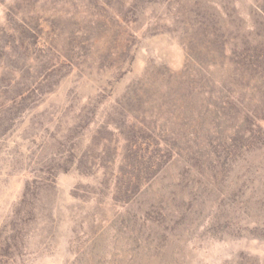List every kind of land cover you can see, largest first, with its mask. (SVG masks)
I'll use <instances>...</instances> for the list:
<instances>
[{"label": "rangeland", "instance_id": "374dc122", "mask_svg": "<svg viewBox=\"0 0 264 264\" xmlns=\"http://www.w3.org/2000/svg\"><path fill=\"white\" fill-rule=\"evenodd\" d=\"M263 59L264 0H0V264H264Z\"/></svg>", "mask_w": 264, "mask_h": 264}, {"label": "trees", "instance_id": "16d2710c", "mask_svg": "<svg viewBox=\"0 0 264 264\" xmlns=\"http://www.w3.org/2000/svg\"><path fill=\"white\" fill-rule=\"evenodd\" d=\"M258 60H259V57H258ZM258 63H262V64H258V63H254L255 65H253V67L252 68H254L256 65H259L260 66V71H264V69H263V67H261V65L263 66V64H264V59H263V62L262 61H257ZM256 72H259L258 70L256 71ZM10 86V83L8 84H5L4 85V89H6L7 87H9Z\"/></svg>", "mask_w": 264, "mask_h": 264}]
</instances>
